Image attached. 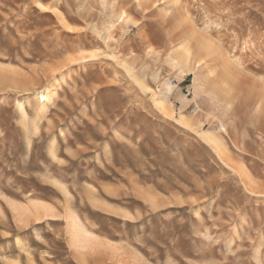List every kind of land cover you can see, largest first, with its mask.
Here are the masks:
<instances>
[{
	"label": "rangeland",
	"instance_id": "374dc122",
	"mask_svg": "<svg viewBox=\"0 0 264 264\" xmlns=\"http://www.w3.org/2000/svg\"><path fill=\"white\" fill-rule=\"evenodd\" d=\"M36 1L0 0V62L23 75L0 88V264H264V0H39L74 30ZM187 35L214 47L212 66L235 74L234 93L206 70L179 73L172 51ZM81 52L100 56L65 64ZM57 69L36 118L21 86L47 85ZM136 77L158 93L174 85L175 116L219 133L233 168ZM32 202L51 210L18 220L14 206ZM69 211L92 246L72 240Z\"/></svg>",
	"mask_w": 264,
	"mask_h": 264
},
{
	"label": "bare ground",
	"instance_id": "6f19581e",
	"mask_svg": "<svg viewBox=\"0 0 264 264\" xmlns=\"http://www.w3.org/2000/svg\"><path fill=\"white\" fill-rule=\"evenodd\" d=\"M155 1L157 2L158 0H155ZM36 2H37L39 7H46L47 6L50 9H53L56 12L58 23L61 24L63 27H66V28L74 30L73 28H75L76 25L71 24L67 20V18L64 15V13L59 8H57V5H55V4L46 5V4H44L43 2H41L39 0H37ZM140 2H142V1L140 0ZM122 16H125V11L122 12ZM191 39H193V37L189 38V35H187L186 38H184L183 40L179 41L174 46L173 51H172V53H174L173 54L174 58H173L172 64L175 67L179 66V68H180V69H178V70H180L179 73H183L185 69L186 70L187 69H195L196 73H197V71L200 72L201 70H206V71H208L209 78L214 79L215 81H218L229 92L232 93V91L235 89V82L237 81V77L235 78L236 81L232 78V77H234L235 74L233 72H232L233 74L230 73V70L227 71L228 68L224 69V70H226V71H224V73L226 72L225 76H223V73L220 74L221 72H217L215 70V68L212 66V62H211L212 48L214 49V47H210V46L204 45V44H207V42L204 43L205 41L203 42L204 44L203 43H199L198 45H195L193 40H191ZM84 52H86V51H84ZM84 52H81V53H78V54L69 55V57L66 60L65 64L66 65H71V64L73 65L74 62L86 61V60L96 59V58L98 59V57L100 56V54L99 55L98 54H94L93 52H91V55H87ZM104 55L105 56L109 55V56L115 58L116 60H118V56L115 55L114 53H104ZM170 56H172V55H170ZM122 65L125 67L126 71L130 75H133V74H131V67L132 66L130 67L129 65H126L125 63H123ZM59 71L60 70L57 69V71L53 72V74L48 78L49 81L47 80V82H48L47 85H44V86H42L40 88H37V89H34L33 91H30L29 86L26 85L25 83H23L22 86H21V88L23 87V90L26 92V94H30L31 95V98L28 99L27 102H29L30 105H32L33 103L36 104L35 107H34L35 110H36V118L42 119V117L44 116L43 114H45V112H47V110H48V106H49L48 102H50L51 94L57 88V85L60 83L62 77L64 76V75L59 76L58 75L60 73ZM132 72H133V70H132ZM67 74H69V73H67ZM22 76L23 75L20 74V72L17 69H15V68H13L11 66L2 65V63L0 62V88L1 89H5V88H8V87L14 88V87H16L15 85L21 84L18 81V79H19V77H22ZM137 81L140 84V86H142L145 89V91L147 93L148 92L150 93L152 102L154 103V105L157 107V109L165 117L170 118V119H174L182 127L189 128L191 130L196 131V133L199 134V136L202 139H204V140H206L207 142L210 143L211 147L214 149V151L219 156V158L226 165H228L229 167L233 168L232 167L233 165L231 166L230 165L231 163L228 162V160L230 162H233V161H231L232 158L229 156L230 154H229V151H227V147L225 145L224 139L222 137H220V135H218L219 133H215V132H213L211 130H204V131L203 130H198L196 125H195V123L191 119L192 116L190 117V116H188V115H186L184 113H181L179 118L175 116V111L170 106H168V98H169L170 95H172V93L174 91V87H175L174 85H172V84L168 83L167 81H165L164 82L165 90H161L158 93L153 87L147 85L145 80L143 81V80H140V79L137 78ZM194 82H195L194 88L196 89L195 92L199 93L201 91L200 88H199L200 87L199 83H198L199 81L197 79H195ZM202 86H204V85H202ZM216 86L217 85H215V87ZM219 87H221V86H219ZM201 89L203 90V87ZM234 92L235 91H233V93ZM236 93L239 94L238 91H236ZM238 94H236V95H238ZM24 102L25 101L18 100L16 102V107L20 109L21 120L23 121V123H27V118L29 116V113H28L27 108H25V103ZM35 120L33 122V124H34L33 133H35V135H36V134H38L40 132V127H39L40 122H39V124L35 123ZM38 121H41V120H38ZM52 140H53V142H55V137ZM55 146L57 147V145H55ZM52 149H53V147H52ZM52 152H53L54 157H56V153L57 152L55 153L54 149L52 150ZM238 164L240 165L241 163H238ZM242 165H243V163H242ZM242 165L239 167L240 171L236 170V169H234V170L236 172H238L239 174H241V176L242 175L247 176L246 171H245V169L243 167L245 165H243V166ZM145 193H147L145 195L148 196V198L152 202H155L157 199H160V198H158L156 193H153V192H150V191H147V192L145 191ZM153 205H154V203H153ZM14 209L17 212V214H16L17 219L23 221V220H28L31 216L35 217L37 215L38 216L43 215L42 212H45V213L50 212L51 207L48 206V204L43 203V202H32L31 205H27V206H19V205L16 206L15 205ZM66 218L69 221L68 222V232H69L70 236L72 237V240H76L78 246H80L81 248L85 249V248H87L89 246H92L95 243L96 239L94 237H91L90 235H88L83 230V228L79 225V222L77 221L75 215L71 211L68 212ZM40 219H41V217H40ZM76 227L80 228V230L78 232L75 231ZM19 242H21V240L19 238H16V243L18 244ZM9 264H19V261L18 260L9 261Z\"/></svg>",
	"mask_w": 264,
	"mask_h": 264
},
{
	"label": "built area",
	"instance_id": "2783aa9c",
	"mask_svg": "<svg viewBox=\"0 0 264 264\" xmlns=\"http://www.w3.org/2000/svg\"><path fill=\"white\" fill-rule=\"evenodd\" d=\"M193 112H195V110H193Z\"/></svg>",
	"mask_w": 264,
	"mask_h": 264
},
{
	"label": "crops",
	"instance_id": "0c3cea01",
	"mask_svg": "<svg viewBox=\"0 0 264 264\" xmlns=\"http://www.w3.org/2000/svg\"><path fill=\"white\" fill-rule=\"evenodd\" d=\"M183 103V102H182Z\"/></svg>",
	"mask_w": 264,
	"mask_h": 264
}]
</instances>
